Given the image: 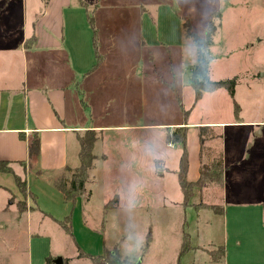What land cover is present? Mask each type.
I'll return each instance as SVG.
<instances>
[{"label": "rangeland", "instance_id": "obj_1", "mask_svg": "<svg viewBox=\"0 0 264 264\" xmlns=\"http://www.w3.org/2000/svg\"><path fill=\"white\" fill-rule=\"evenodd\" d=\"M45 3L0 0V23L14 24L13 33L3 37L11 48L5 52L6 61L30 88L34 73L24 60L35 52L24 55L19 48L23 13L30 19L34 10L44 11ZM67 5L63 52L73 55L80 70L92 69L97 62L96 35L106 59L98 75L108 87L95 86L92 78L78 83L77 97L85 107L79 123L144 126L145 139L160 142L169 158L125 172L116 145L108 173L97 172L98 167L89 170L85 192L69 206L63 204L65 197L57 185L69 190L74 170L56 177L38 174L33 166L28 179L25 174L20 177L29 191L40 195L28 213L19 211L18 195L0 188V264H46L47 258L53 263L62 258L69 264H93L80 257L78 248L96 257L108 253L112 264H264V135L257 141L252 133L264 130V0H69ZM187 21L200 38L210 24L215 27L208 78H237L234 97L220 88L204 92L195 102L191 77L198 48L187 33ZM40 52L43 59L59 56L55 49ZM116 72L121 73L119 88L108 77ZM154 95L157 104L150 106L146 97ZM66 97L69 109L68 86ZM87 104L93 105L94 115ZM183 119L200 126L217 124L202 131L199 154L205 168L222 158L225 169L224 185H209L203 195L196 189L191 206L185 205L179 185L182 147L167 148L162 140L161 127ZM109 135L116 142L123 134L113 130ZM128 135L127 142L137 146ZM27 194L18 203L26 208ZM70 215L69 234L55 219ZM186 237L190 249L185 251Z\"/></svg>", "mask_w": 264, "mask_h": 264}, {"label": "crops", "instance_id": "obj_2", "mask_svg": "<svg viewBox=\"0 0 264 264\" xmlns=\"http://www.w3.org/2000/svg\"><path fill=\"white\" fill-rule=\"evenodd\" d=\"M45 1V9L43 12L37 13L34 10L29 16L30 19H27V17L24 18L23 13V26L21 28L22 39L19 48H22L24 55H27L25 53L26 51H29V53L31 51L35 52L34 55L30 53L29 59L25 58L24 60L25 66L26 64L30 65V68H28L29 72L32 71L34 73V82L31 88L30 86L27 87L26 80L21 77L19 78L17 68L9 61H6V59H9V55L5 57V52H10L11 48L5 45L6 38L3 37L13 33L14 24L4 26V24L0 23V161L12 162L14 171V173L8 174L0 172V188L11 192L13 196L18 195V203L24 201V195L17 187L15 176L21 177L25 174L28 179V173L33 166L38 170V174L47 172L49 174H56V177L63 171L75 170L80 165L78 135H82L85 131L90 130L97 133V141L93 151L97 158L91 168L98 167L99 170L97 172L102 171L105 174L108 173L107 169L112 165L110 152L112 147H116V145L120 149L119 155L122 157L119 161L121 163V170L125 172L140 171L145 165L147 166L149 164L151 166V161L153 160L155 163L160 164V162L163 163V159L169 158V155L165 154L161 149L160 142L155 145L153 141L150 142L145 139L144 126L138 124H116L113 126L95 125L91 121H84L83 124L79 123L78 116H81L82 110L85 107L77 97L79 94L78 83H80L81 78L83 81L86 78H92L95 86L108 87V81L104 79L103 75H98L103 72L102 68L106 67V59L100 54L98 39L95 35L94 48L97 54L96 64L92 65V69L90 70L86 68L80 70V67H76L73 55L70 54L69 56V54L67 55L62 50L65 44V36L63 35L65 29L63 20H65V16L63 9L68 7L69 0ZM47 49L57 50L59 56H51L50 58L43 59L40 51ZM41 70L42 72L40 73ZM141 73V71L138 72L139 75ZM105 77L107 78V76ZM108 77H111L112 82L119 88L121 83L118 80L121 78V73L116 72ZM22 80H24V85ZM67 86L71 97L70 99L68 98V102L70 100L71 104L69 109H67ZM23 87H25L24 91L22 90ZM156 87L157 85L154 86V88ZM27 88L30 90L27 91ZM22 92L23 97L21 96ZM156 99L158 98L155 95L154 97H146V100L150 101V106L157 104ZM142 102L143 100L141 98L138 99L137 103L140 108ZM97 105L95 103L96 110L98 108ZM21 106L23 107L21 108ZM86 106L94 115L93 105L87 104ZM135 108L139 115V107L135 106ZM187 113L189 115L190 112L188 111ZM68 117L70 123H68ZM238 123L240 122L235 124ZM244 124L247 127L252 125L254 127H260V124L257 123ZM215 125L217 124L208 123L203 126L196 123L187 124L183 119L174 125L161 127L165 130L162 134V140L166 142L167 148H175L176 146L167 142V134L176 127H188V180L190 182L197 181L200 177L202 162L201 155L199 154L200 129L205 127L214 128ZM148 127L150 126L146 128ZM113 130L123 134L116 141L118 143L113 142L112 137L109 135ZM256 130L254 129L252 133L257 138V141H259L260 137L264 135V130L261 129L259 133H256ZM127 132L130 133L132 138H135L137 146L127 142L129 137V133L127 134ZM22 133L25 135V140L20 137ZM37 133L41 144L40 153L38 158L31 159L29 157L28 147L33 136ZM136 151H138V154H136ZM131 154L136 155L130 158L129 155ZM126 185V188L128 187L130 190L129 183L126 182ZM203 191H198L199 195H203ZM113 197L115 200L117 195ZM39 200L40 195L28 190L26 199L28 206L22 211V205L17 203L19 211L22 214L24 212L28 213V210L32 209L31 202L35 201L38 204ZM63 202V204L67 205L72 203L66 200ZM26 203L24 202V204ZM11 204L13 205V202ZM55 220L58 223L59 221H64L57 218Z\"/></svg>", "mask_w": 264, "mask_h": 264}, {"label": "trees", "instance_id": "obj_3", "mask_svg": "<svg viewBox=\"0 0 264 264\" xmlns=\"http://www.w3.org/2000/svg\"><path fill=\"white\" fill-rule=\"evenodd\" d=\"M187 33L189 37L193 40L196 48H198L197 52V61L196 65L192 70V87L195 92V102L200 101L203 98L204 92H213L219 90L220 88H225L232 97H234V88L237 82V78L233 80H219V81H212L208 78V70L211 62V54H210V46L213 43V38L216 34V29L213 24H210L207 27L206 35L204 38H200L196 33L192 32L191 26L189 21L185 24ZM196 74V79L193 78V75ZM236 114L239 115V107L235 103ZM209 129V127L201 128L199 139L201 142V150L200 154L203 150L204 139L202 137V131ZM187 132L188 127H176L173 131L169 132L166 136V140L171 145H180L182 147V153L179 163V185L182 188L184 201L186 206L194 205L192 203V198L195 195V190L203 191L209 185H218L223 186L224 182V165L222 158L212 162L210 165H205L201 162L200 168V177L197 181H189L188 180V173H189V155L187 150ZM21 139L25 140V135L22 133L20 135ZM97 141V133L95 131H85L82 135H78V143L80 144V165L78 168L74 170V176L72 182L70 184L69 190L65 189L62 185H57V188L63 193L65 200L67 202L71 201L72 203L75 202V199L80 195L83 194L86 190V183L89 178V170L93 167L94 162L97 157L94 155V147ZM40 138L38 133L35 134L29 143L28 152L29 157L31 159H36L40 153ZM202 160V157H201ZM13 164L10 161H0V172L1 173H14L13 171ZM16 184L18 189L22 194L28 193L27 190V181L25 179L21 180L19 176H15ZM26 205H22V211ZM214 207V206H213ZM196 208L199 209V205H196ZM218 211V210H217ZM70 216H67L64 221H59L60 225L64 228L67 233H72L71 230V219ZM184 250L190 249L188 238H185L184 243ZM80 257L88 258L92 261L93 264H112L110 259L106 258V255L101 257H96L92 254L83 252L80 248ZM110 255V253H109ZM46 264H54L50 258L46 259ZM62 264H68V261L63 259Z\"/></svg>", "mask_w": 264, "mask_h": 264}, {"label": "water", "instance_id": "obj_4", "mask_svg": "<svg viewBox=\"0 0 264 264\" xmlns=\"http://www.w3.org/2000/svg\"><path fill=\"white\" fill-rule=\"evenodd\" d=\"M62 263H63L62 258H58V259H56V261H54V264H62Z\"/></svg>", "mask_w": 264, "mask_h": 264}, {"label": "clouds", "instance_id": "obj_5", "mask_svg": "<svg viewBox=\"0 0 264 264\" xmlns=\"http://www.w3.org/2000/svg\"><path fill=\"white\" fill-rule=\"evenodd\" d=\"M193 78L196 79V74L193 75Z\"/></svg>", "mask_w": 264, "mask_h": 264}]
</instances>
